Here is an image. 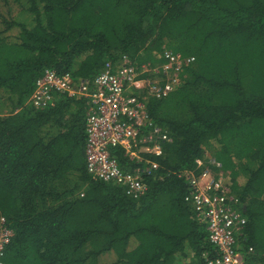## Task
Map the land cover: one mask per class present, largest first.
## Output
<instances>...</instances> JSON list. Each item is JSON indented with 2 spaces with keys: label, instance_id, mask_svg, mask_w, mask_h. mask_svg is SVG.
<instances>
[{
  "label": "trees",
  "instance_id": "trees-1",
  "mask_svg": "<svg viewBox=\"0 0 264 264\" xmlns=\"http://www.w3.org/2000/svg\"><path fill=\"white\" fill-rule=\"evenodd\" d=\"M0 19L5 31L18 29L11 40L0 31V227L12 231L1 264L218 256L206 219L185 199L183 172H199L208 146L246 218L244 264H264V0H0ZM164 49L193 59L165 96L146 97L168 140L160 155L142 153L141 167H158L141 175L146 190L133 198L86 171L94 103L55 89L45 104L30 96L46 69L92 81L123 55L153 66ZM109 150L123 169L138 164L119 146Z\"/></svg>",
  "mask_w": 264,
  "mask_h": 264
},
{
  "label": "built area",
  "instance_id": "built-area-1",
  "mask_svg": "<svg viewBox=\"0 0 264 264\" xmlns=\"http://www.w3.org/2000/svg\"><path fill=\"white\" fill-rule=\"evenodd\" d=\"M162 58L155 65H137L123 55L119 63H107L101 72L90 81L74 83L69 74L59 75L53 69L44 70L37 79L30 96L35 105L45 104L50 92L55 89L68 95H82L95 107L89 105L85 129V168L93 179L111 182L123 188L126 195L137 198L146 190L141 175L155 170L158 164L149 162L140 166L143 159L139 152L153 155L162 153V144L168 135L148 116L146 97L165 96L179 82V73L193 57L164 49L158 54ZM146 72L148 76L141 77ZM70 84L74 88H70ZM119 146L130 158L138 161L135 167L121 168L110 153L111 147ZM198 173L183 172L190 187L185 199L192 205L197 216L207 221L212 244L220 250L218 256L209 258L203 253V260L189 264H244L241 252L242 234L246 218L238 206L237 198L229 189L221 164L214 159L208 163L197 160ZM216 168L217 170H215ZM4 218L1 217V223ZM12 231L0 227V257L9 242ZM248 252L252 248L247 249ZM1 264V262H0Z\"/></svg>",
  "mask_w": 264,
  "mask_h": 264
},
{
  "label": "rangeland",
  "instance_id": "rangeland-1",
  "mask_svg": "<svg viewBox=\"0 0 264 264\" xmlns=\"http://www.w3.org/2000/svg\"><path fill=\"white\" fill-rule=\"evenodd\" d=\"M16 5H13L11 8H9V9H12V13H13V15H14V13L16 14V15H14L15 16V18L16 19H18V20H24L25 18H26V15L23 13V11L22 12H17L16 13V9L14 8ZM14 8V9H13ZM13 15H11V16H13ZM30 21V19H28L27 20V22H29ZM4 25H6V23H5V21H1V19H0V31L2 32L1 34H2V36H4V37H6L8 40H11V39H15V36L17 35V33H18V29L17 28H12V29H9L8 31H5V26ZM148 76V75H147ZM141 77H144V76H141ZM70 88H74V85H71L70 84ZM0 102H1V95H0ZM0 109L2 110V111H7V106L5 105V104H2L1 105V103H0ZM214 146H216V144L214 143ZM212 146H208V147H206V150H205V154H204V159L205 160H212V158H213V153H212V148H211ZM149 154V153H147V152H139L138 153V156L139 157H141V154ZM131 157H133V158H138V157H135L134 155H132ZM139 159V158H138ZM204 160V161H205ZM210 160V161H211ZM207 161H205L206 163H207Z\"/></svg>",
  "mask_w": 264,
  "mask_h": 264
},
{
  "label": "clouds",
  "instance_id": "clouds-1",
  "mask_svg": "<svg viewBox=\"0 0 264 264\" xmlns=\"http://www.w3.org/2000/svg\"><path fill=\"white\" fill-rule=\"evenodd\" d=\"M149 62H147V63H142V64H148ZM85 122H86V118H85ZM85 132H86V129H85ZM85 149V148H84ZM212 159H214V158H212ZM199 160H202L204 163H206L203 159H199ZM211 160V159H210ZM210 160H208L207 161V163L210 161ZM198 167V166H197ZM200 169H201V167H199ZM200 171V170H199ZM3 256V255H2ZM1 256V257H2Z\"/></svg>",
  "mask_w": 264,
  "mask_h": 264
}]
</instances>
